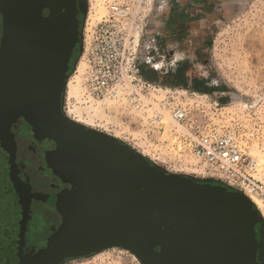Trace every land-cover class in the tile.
Wrapping results in <instances>:
<instances>
[{"label":"water","instance_id":"obj_1","mask_svg":"<svg viewBox=\"0 0 264 264\" xmlns=\"http://www.w3.org/2000/svg\"><path fill=\"white\" fill-rule=\"evenodd\" d=\"M86 14L82 0H0V239L21 249L39 199L17 175L12 129L24 119L71 185L52 196L61 224L28 264H66L111 248L141 264H264V219L246 196L171 173L65 115Z\"/></svg>","mask_w":264,"mask_h":264},{"label":"rangeland","instance_id":"obj_2","mask_svg":"<svg viewBox=\"0 0 264 264\" xmlns=\"http://www.w3.org/2000/svg\"><path fill=\"white\" fill-rule=\"evenodd\" d=\"M213 1L209 15L181 24L177 9L170 12L165 0H82L87 9L81 17L82 48L72 62L65 115L118 138L171 173L218 185L197 175L194 160L160 145V137H173L167 119L150 134L146 128V119L165 101L204 106L218 123L240 125L252 147L264 136V0ZM113 5L125 7L127 16L112 17ZM180 83L188 87L175 86ZM197 83L204 92L194 90ZM66 264L141 262L127 250L111 248Z\"/></svg>","mask_w":264,"mask_h":264},{"label":"built area","instance_id":"obj_3","mask_svg":"<svg viewBox=\"0 0 264 264\" xmlns=\"http://www.w3.org/2000/svg\"><path fill=\"white\" fill-rule=\"evenodd\" d=\"M127 14L125 7L111 6L112 17L123 18ZM210 97L201 96L206 100ZM219 102L222 103L220 99ZM215 104L217 108L218 101ZM159 105L160 111L146 119L147 133L154 132L150 129L154 124L167 119L174 125L173 137L171 140L160 137V145L168 147L179 157L194 160L199 166L196 170L198 176L246 196L264 219V136L252 147L240 132V125L231 127L218 123L204 106H174L165 101H160ZM162 129L158 128L159 133Z\"/></svg>","mask_w":264,"mask_h":264},{"label":"flooded vegetation","instance_id":"obj_4","mask_svg":"<svg viewBox=\"0 0 264 264\" xmlns=\"http://www.w3.org/2000/svg\"><path fill=\"white\" fill-rule=\"evenodd\" d=\"M0 29L2 33V28ZM12 132L16 141L17 175L31 187L32 193L39 194V199H34L31 203L30 219L21 249H15L0 239V264H28L27 256L34 250L45 247L53 228L61 224V215L51 203L52 196L71 188V185L48 165L45 150L28 131V123L24 119L19 120Z\"/></svg>","mask_w":264,"mask_h":264},{"label":"crops","instance_id":"obj_5","mask_svg":"<svg viewBox=\"0 0 264 264\" xmlns=\"http://www.w3.org/2000/svg\"><path fill=\"white\" fill-rule=\"evenodd\" d=\"M170 5L167 6L169 11L175 7L178 12V20L181 24H190L200 21L209 15L210 11L216 8L213 0H165Z\"/></svg>","mask_w":264,"mask_h":264},{"label":"trees","instance_id":"obj_6","mask_svg":"<svg viewBox=\"0 0 264 264\" xmlns=\"http://www.w3.org/2000/svg\"><path fill=\"white\" fill-rule=\"evenodd\" d=\"M141 75H142L145 79L149 80V77H148L147 75H145L144 73H141ZM175 86H176V87H178V86H183L184 88H187V87H188L186 84H182V83L177 84V85H175ZM201 86H202V83H197V84L194 86V90H195L196 92H199V93L204 92ZM220 101H221L223 104L225 103V99H223V98H221ZM151 164H153V162H151ZM213 182H215V181H213ZM216 183H217L218 185H220V183H218V182H216ZM229 190H231V189H229Z\"/></svg>","mask_w":264,"mask_h":264},{"label":"bare ground","instance_id":"obj_7","mask_svg":"<svg viewBox=\"0 0 264 264\" xmlns=\"http://www.w3.org/2000/svg\"><path fill=\"white\" fill-rule=\"evenodd\" d=\"M80 67V66H79ZM69 86H70V83H69ZM156 111H160V106H159V108H158V110H156ZM195 172V171H194ZM197 173V172H196ZM255 203V202H254ZM262 215L264 216V211L262 212Z\"/></svg>","mask_w":264,"mask_h":264}]
</instances>
